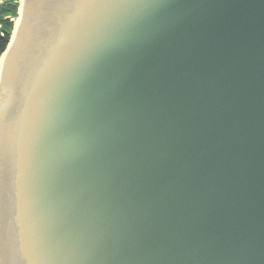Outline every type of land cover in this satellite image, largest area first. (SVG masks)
Masks as SVG:
<instances>
[{"label": "water", "instance_id": "1", "mask_svg": "<svg viewBox=\"0 0 264 264\" xmlns=\"http://www.w3.org/2000/svg\"><path fill=\"white\" fill-rule=\"evenodd\" d=\"M0 264H264V0H21Z\"/></svg>", "mask_w": 264, "mask_h": 264}, {"label": "trees", "instance_id": "2", "mask_svg": "<svg viewBox=\"0 0 264 264\" xmlns=\"http://www.w3.org/2000/svg\"><path fill=\"white\" fill-rule=\"evenodd\" d=\"M20 0H0V58L8 47L14 29V19L19 17Z\"/></svg>", "mask_w": 264, "mask_h": 264}, {"label": "rangeland", "instance_id": "3", "mask_svg": "<svg viewBox=\"0 0 264 264\" xmlns=\"http://www.w3.org/2000/svg\"><path fill=\"white\" fill-rule=\"evenodd\" d=\"M21 1V0H20ZM20 1H19V5H20ZM18 19V18H17ZM17 19H14L13 21H14V28H15V26H16V20ZM13 31H14V29H13ZM13 31H12V33H13Z\"/></svg>", "mask_w": 264, "mask_h": 264}, {"label": "bare ground", "instance_id": "4", "mask_svg": "<svg viewBox=\"0 0 264 264\" xmlns=\"http://www.w3.org/2000/svg\"><path fill=\"white\" fill-rule=\"evenodd\" d=\"M17 25H18V21H17V23H16Z\"/></svg>", "mask_w": 264, "mask_h": 264}]
</instances>
